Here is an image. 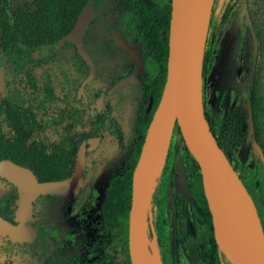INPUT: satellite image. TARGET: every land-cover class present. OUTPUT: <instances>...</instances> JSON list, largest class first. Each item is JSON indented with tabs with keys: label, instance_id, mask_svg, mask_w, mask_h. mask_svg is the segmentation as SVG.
Here are the masks:
<instances>
[{
	"label": "rangeland",
	"instance_id": "obj_1",
	"mask_svg": "<svg viewBox=\"0 0 264 264\" xmlns=\"http://www.w3.org/2000/svg\"><path fill=\"white\" fill-rule=\"evenodd\" d=\"M3 1L6 3L5 9L11 20L12 11L22 0H0V5ZM170 1L154 0V5L165 6L170 4ZM228 3H235L233 12L228 14L227 20L222 23L221 16ZM246 4L252 23L256 21V11L260 14L257 21L262 20L264 23V0H246ZM242 9L243 0H207L204 23L205 50L208 51L209 57L202 81V101L205 117L214 126L215 136H218L224 127V118L232 115L235 119H239L241 132H244V135L240 132L239 137L232 138L229 146V163L240 178H246L259 166L262 148L254 137L248 144L245 142L248 123L245 108L246 94L254 90L255 77L252 82L247 81L253 47L250 33L244 30L245 19ZM41 53L43 50L32 54L39 57ZM0 63L4 67L5 82V91L0 92V101L4 97L12 98L14 93L12 94L11 91L13 92L15 86H20L19 80H24L25 77L30 84H34V93L42 110L54 105V99L60 97L63 90L59 89L57 83L56 64L52 67L32 70L31 65L27 64L23 57L12 51L3 52L1 48ZM257 73H259V83H263V91L264 46L260 41H258L255 76ZM226 79L228 82L225 88L231 87V98L229 105L225 107L222 100L218 101V95ZM243 83L244 89L241 90ZM97 84L98 81L95 80L89 86L93 92ZM119 94L105 98L106 103L110 105L111 114L108 117L107 127L98 131L104 135V141L86 160L88 169L81 190L71 203L50 205L52 221H47V226L51 225L49 228L56 230L57 236L53 239L49 237L46 257L27 256L22 247L10 244L5 236L0 235V264H83L91 261L89 247L101 236L100 208L105 199V190L110 179L122 175L127 170L130 154L126 148L135 138L137 106L134 102L128 106L115 105L114 102ZM262 94L263 102L258 106V119L254 125L258 131V138L264 142V92ZM22 99L25 100V95L20 94L16 103L21 105L24 103ZM51 100L52 102L49 103ZM14 116L19 127L24 129V133H29L31 141L40 143L39 132L28 130L27 114L15 109ZM183 146L180 134L174 130L168 147V160L165 164H160L154 180L150 211L145 224V249L147 255L155 252L161 264L162 262L206 264L202 256L209 250L207 244L211 242V233L207 225L199 222L204 208L202 201L204 196L199 182L180 180L181 170L188 167L187 152L189 151H185ZM263 180L264 173L259 172L252 188L256 208L262 209L264 213ZM179 183H182L181 187ZM176 188L181 189L180 192H176ZM16 204L13 187L0 181V211L8 210ZM40 204V200L35 203L36 216L40 215ZM38 226L36 223L35 228ZM262 226L264 230V221ZM175 238L183 239L178 247L175 246ZM151 243L155 245V249H151ZM216 262L231 264L220 250Z\"/></svg>",
	"mask_w": 264,
	"mask_h": 264
},
{
	"label": "flooded vegetation",
	"instance_id": "obj_2",
	"mask_svg": "<svg viewBox=\"0 0 264 264\" xmlns=\"http://www.w3.org/2000/svg\"><path fill=\"white\" fill-rule=\"evenodd\" d=\"M74 3L76 5L72 8L73 14L68 16V18L73 19L70 31L76 25L83 9L86 6H90L89 21L80 39L83 49L88 56V61L84 60L80 55L77 45L72 43H63L55 52H50L49 54H46V47L49 45L38 49H26L23 54L13 52L23 57L25 62L31 65L30 68L32 70L52 67L56 64L57 83H59V89L63 90L60 97L54 99V105L49 104L50 106L45 110L39 107L38 99L34 93V84H30V81L26 77L24 80L20 79V86H15L13 92L11 91L12 94L14 93L11 96L12 98L6 97L12 111V119L8 121L9 125L13 122L18 125L14 114L15 109H19L27 114L29 122L28 130L38 131L41 135V142L36 143L31 141V136H28L29 133L25 134L24 129L19 127L26 140V145L35 144L41 151L42 170L51 174H69L59 179L55 177H44L45 179L42 181L37 179L39 182H55L68 179L75 169L78 152L83 147L84 183L88 169L86 160L103 143L104 135L98 131H102L107 127L108 117L111 114L110 105L105 101L106 97L120 93L114 102L115 105L120 107L122 105L128 106L134 102L137 106L135 113V138L131 145L126 148L130 154L128 165L132 156L131 150L138 139L136 135L138 125L148 115L152 119L154 113V73L156 72V65L154 64V6H157L154 5V0H87V3L81 7L78 5L79 0H74ZM118 41L131 46L136 55L131 56L124 47L118 44ZM41 50H43V53L39 57L33 56L32 53L40 52ZM92 68L93 76L90 78ZM204 71L205 68L202 72L203 77ZM249 75L250 72L247 81L252 82L255 72L252 79H250ZM126 78H130V80L116 87L119 82ZM95 80L98 81V84L96 90L94 89L95 91L93 92L89 86ZM227 82L228 79L225 80L218 95V101L222 100V104L225 107L229 105L231 98V87L225 88ZM3 84V90L0 92L5 91L4 67ZM243 89L244 83L241 85V90ZM133 93L135 94L133 95ZM20 94L25 95V100L22 99L24 103L18 105L16 102L19 100ZM252 94L253 90L247 92L245 108L247 103L251 104L249 98ZM2 99H5V97ZM51 102L52 100L49 101V103ZM38 113L40 115H37ZM31 115L36 116L35 120L31 118ZM35 122L39 123L40 126L37 127ZM3 124L0 119L2 130L4 128L9 130V126L5 127ZM214 137L216 139L215 135ZM246 144L248 143L246 142ZM0 181L13 187L18 203L16 188L5 179L0 178ZM181 185L179 183L180 187ZM180 190L176 188V192H180ZM74 199L57 198L51 195L39 196L33 203L32 217L34 220L28 223L36 231L34 240L32 242L17 243L11 241L7 236H3H5L10 244L22 247L27 256L46 257L48 243L50 242L49 237L53 239V237L57 236L56 230L49 228L51 225L47 226V221H52V208L50 205L67 204L71 203ZM38 200L41 201V212L39 216H36L34 208ZM104 202L105 199L100 208V239L94 241L89 247L91 250V261L84 262L83 264H127L126 246L121 237L120 229L117 226L108 229L104 228L102 214ZM16 207L17 204L8 209L12 212L10 219H6L1 214L0 216L11 224H15L14 214ZM8 210L0 211V213L8 214ZM199 222L200 224L204 223L207 225L203 213H201V220ZM36 223L39 225L38 228H35ZM182 240L175 238V246L178 247L182 243ZM35 242L38 244V250L34 252L30 244H34Z\"/></svg>",
	"mask_w": 264,
	"mask_h": 264
},
{
	"label": "water",
	"instance_id": "obj_3",
	"mask_svg": "<svg viewBox=\"0 0 264 264\" xmlns=\"http://www.w3.org/2000/svg\"><path fill=\"white\" fill-rule=\"evenodd\" d=\"M207 0H171L168 31V56L166 79L152 119L147 127L143 144L132 173L131 201L128 214V253L130 264H144L145 224L150 211V200L155 176L164 163L175 126L179 128L185 147L199 167L203 196L211 217L213 236L218 249L231 264H264V230L251 195L241 178L230 165L217 144L205 117L202 101L203 57L205 52L204 14ZM86 6L76 25L59 42L46 47V54L55 52L63 43L76 44L80 55L88 61L81 44V36L89 21ZM244 29L250 33L253 44L250 79L258 57V41L249 15L246 0H243ZM131 55L134 49L118 41ZM93 76V68L90 78ZM130 80L126 78L116 86ZM3 67L0 64V91L3 90ZM247 109L248 143L255 130L253 109ZM163 131V136H161ZM164 155L157 157L161 141ZM264 173V154L260 152ZM84 148H80L71 176L63 181L39 182L32 171L9 160L0 161V178L12 184L17 191L18 203L14 222L11 224L0 216V234L17 243L32 242L36 231L28 225L32 217L33 203L41 195L74 199L83 183ZM224 178L238 191L242 200L248 225L234 212L224 195ZM161 264V263H160Z\"/></svg>",
	"mask_w": 264,
	"mask_h": 264
},
{
	"label": "trees",
	"instance_id": "obj_4",
	"mask_svg": "<svg viewBox=\"0 0 264 264\" xmlns=\"http://www.w3.org/2000/svg\"><path fill=\"white\" fill-rule=\"evenodd\" d=\"M234 1V0H232ZM236 2V1H235ZM87 3V0H79V7ZM235 3H228L221 16V22L227 20L228 14L233 12ZM74 0H22L21 3L12 11L11 20L7 15L5 9L6 3L0 5V48L3 52H15L23 54L26 49H38L46 45L58 42L66 33H68L73 24V19L68 18L73 14L72 8L75 7ZM256 21L254 20L253 27L257 37V41L264 46V23L257 21L260 16L259 11H256ZM170 19V4L165 6H154V64L156 65V72L154 73V110L156 109L161 92L166 79V65L168 56V31ZM209 53L207 50L204 52L203 69L206 66ZM263 83H259V73L256 74L254 80V90L251 95L250 102L253 109L254 124L258 119L257 109L263 102ZM35 120L36 116L31 115ZM0 119L9 130H2L0 127V160H10L18 165L29 168L35 177L42 181L44 177L62 178L68 173L51 174L42 170V153L39 148L33 145H26L22 130L14 122L9 125L8 121L12 119L11 106L8 99H2L0 102ZM151 116H146L138 125L137 133L138 139L133 146L130 158V163L127 170L120 176L112 178L105 191V202L102 208L104 218V228H114L117 226L120 229L121 237L124 240L127 254V264H130L128 255V214L131 201V180L134 167L136 165L141 145L143 143L148 124ZM209 123V122H208ZM37 127L39 123L35 122ZM211 132L215 135L214 126L209 123ZM255 126V125H254ZM180 134L177 125L174 128ZM14 131V133H12ZM255 141L260 144L264 154V142L258 138V131L255 127L254 130ZM241 132V124L239 119L234 117H227L225 119L224 129L220 131L219 136H216V141L222 149L226 158L229 161V146L234 136L239 137ZM244 135V132H241ZM247 133V131H246ZM14 135V136H13ZM9 136V137H7ZM181 136V135H180ZM242 137V136H241ZM246 139V138H245ZM182 140V137H181ZM183 141V140H182ZM184 143V142H183ZM187 151L185 145L183 146ZM188 167L181 170V182L189 180L197 181L201 184L199 167L193 157L187 152ZM168 156L166 155L164 164L167 162ZM235 170V168H234ZM263 174L261 161L256 170L252 171L246 178H241L248 193L254 198L253 183L258 179V173ZM264 181V180H263ZM182 183H180L181 185ZM203 201V216L207 221V227L211 233V242L207 244L208 251L202 256L206 264H218L217 253L219 252L218 246L212 236V224L210 213L207 208L205 198ZM261 223L264 221V213L262 209H257ZM8 214L0 213L6 219L12 217L11 211ZM263 217V218H262ZM159 228V227H158ZM160 235V233H158ZM33 251L38 250V244H30ZM162 264H166L162 262Z\"/></svg>",
	"mask_w": 264,
	"mask_h": 264
},
{
	"label": "bare ground",
	"instance_id": "obj_5",
	"mask_svg": "<svg viewBox=\"0 0 264 264\" xmlns=\"http://www.w3.org/2000/svg\"><path fill=\"white\" fill-rule=\"evenodd\" d=\"M161 136H163V131H162ZM163 155H164V146H163V142L161 139V141L158 143V146H157V157H158L159 161L162 160ZM223 181H224V195H225V197L227 198V200L231 204L234 212L240 218V220L244 224L248 225L244 206H243V203H242V200L240 198L238 191L230 184V182H228V180L226 178H224ZM152 243L150 244V247H151V249H155V245H152ZM158 261L159 260H157L155 252H153V254H149L148 256H146V258L144 259V264H160Z\"/></svg>",
	"mask_w": 264,
	"mask_h": 264
}]
</instances>
